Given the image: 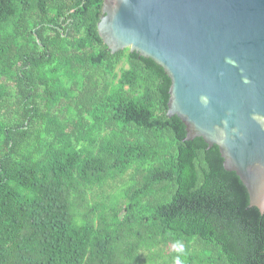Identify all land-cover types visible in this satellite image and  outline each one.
<instances>
[{
	"label": "trees",
	"instance_id": "obj_1",
	"mask_svg": "<svg viewBox=\"0 0 264 264\" xmlns=\"http://www.w3.org/2000/svg\"><path fill=\"white\" fill-rule=\"evenodd\" d=\"M103 4L0 0V264H264V213Z\"/></svg>",
	"mask_w": 264,
	"mask_h": 264
},
{
	"label": "water",
	"instance_id": "obj_2",
	"mask_svg": "<svg viewBox=\"0 0 264 264\" xmlns=\"http://www.w3.org/2000/svg\"><path fill=\"white\" fill-rule=\"evenodd\" d=\"M98 28L165 69L169 116L220 147L264 213V0H104Z\"/></svg>",
	"mask_w": 264,
	"mask_h": 264
},
{
	"label": "rangeland",
	"instance_id": "obj_3",
	"mask_svg": "<svg viewBox=\"0 0 264 264\" xmlns=\"http://www.w3.org/2000/svg\"><path fill=\"white\" fill-rule=\"evenodd\" d=\"M122 64H123V63L120 62V63H119V67H120ZM119 67H118V68H119ZM127 178H128V176H125V177H123V178H121V179H118V180L115 182L116 188H114L113 190L109 189V191H116L118 186L122 185L124 182H127ZM174 248H176V246L171 245L170 247H166V250H167V251H170V250H172V249H174Z\"/></svg>",
	"mask_w": 264,
	"mask_h": 264
},
{
	"label": "clouds",
	"instance_id": "obj_4",
	"mask_svg": "<svg viewBox=\"0 0 264 264\" xmlns=\"http://www.w3.org/2000/svg\"><path fill=\"white\" fill-rule=\"evenodd\" d=\"M177 264H179V261H177Z\"/></svg>",
	"mask_w": 264,
	"mask_h": 264
}]
</instances>
